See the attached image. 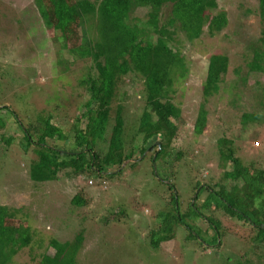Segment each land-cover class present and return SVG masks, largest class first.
<instances>
[{
    "label": "rangeland",
    "instance_id": "rangeland-1",
    "mask_svg": "<svg viewBox=\"0 0 264 264\" xmlns=\"http://www.w3.org/2000/svg\"><path fill=\"white\" fill-rule=\"evenodd\" d=\"M212 2L209 11L213 15L225 11L227 19H223L219 25L215 20L213 25L218 27L212 26L211 30L209 24L202 25L199 35L192 39L178 31L172 50L174 62L184 66V74L175 70L174 91L169 93V99L182 110L181 120L173 121L178 125L174 146L176 149L184 147L190 161L195 160L197 155L200 156V162L204 163L190 164L186 171L176 176L180 212H184L186 201L191 199L189 196H194L195 193L191 195L192 183L195 178H201L199 171L203 167V174H211L214 180L221 173L215 143L222 131L229 136H237L235 142L243 160L255 161L258 166L264 167V120L243 119L246 114L259 112V107L247 101L231 104L232 97L225 90H220L207 101L202 95V83L213 55L223 56L228 61L227 72H220L224 74L221 87H228L233 79H239L237 82L242 83L240 77L243 76L246 77V85L252 86L255 79L264 81V73L249 70L247 64L252 53L250 48L246 49L252 45L264 51V20L258 15L259 0ZM133 16L140 22L147 21L148 10L137 8ZM40 19L33 0H0V100L3 94L10 96L5 104H10L21 117L25 111L29 115L32 113V104L38 110L44 108L50 111L53 104L46 101L48 97L60 105L62 111L69 106H76L78 102L74 98L80 90L79 80L85 72L84 65L90 64L89 59H71L72 56L63 49L62 42L52 45L49 31L39 25ZM75 27L70 26L69 31L77 34ZM155 38L153 35V40ZM242 38L244 41L241 44ZM67 41L69 47L79 44V38L72 37ZM59 48L63 49L60 54L64 59L57 66ZM73 61L76 65L65 72L64 68L73 64ZM138 63L142 69L144 61ZM132 71L121 81L119 93L114 99V103L121 102L124 105L130 120H134V114L141 111L145 92L142 72L138 69ZM200 104L207 112L206 121H202L203 127L194 125ZM57 114L54 113L52 123L70 135L68 126L71 118ZM80 126H84V120ZM197 127L201 129L199 134L194 132ZM15 130L14 125L8 126L9 134L21 137ZM157 141L160 145V141ZM255 141L259 144L253 143ZM135 145L137 151L134 157L137 158L140 156L138 146L141 147V138ZM148 152L149 149L145 150L133 162V166H125L122 172L124 181H115L116 176L103 183L104 179L97 180L99 178L92 175L94 180L90 178L92 182L86 184L84 179L67 180L61 175L54 181L31 182L24 174L28 170V161L22 154L17 151L8 154L2 149L0 222L13 225L14 228L23 225L20 232L26 230L18 238L24 237L23 234L32 236L29 244L20 247L22 250L17 251L10 264H35L42 254L53 255L50 240H72L77 233L82 238L76 264H246L250 250L248 238L232 234L225 235L221 241L217 239V243H211L214 233L204 226V221L198 227H193L191 232L179 223L175 226V239L161 242L157 249L150 245V231L159 230L165 224L169 212V208L163 204L166 186L160 182L157 172L161 176L167 172L166 164L170 156L164 161H157L154 169L148 157H145ZM228 168L231 169V165ZM80 186L85 188L86 204L71 208L70 198ZM155 188L159 190L158 193L154 191ZM204 197L205 194H201L199 201H203ZM114 213L117 216L110 218L107 224L101 222L103 217ZM260 254L263 255L264 251ZM255 264H264V257L255 260Z\"/></svg>",
    "mask_w": 264,
    "mask_h": 264
},
{
    "label": "trees",
    "instance_id": "trees-1",
    "mask_svg": "<svg viewBox=\"0 0 264 264\" xmlns=\"http://www.w3.org/2000/svg\"><path fill=\"white\" fill-rule=\"evenodd\" d=\"M33 1L41 18L39 25L49 31L52 45L62 42L63 49L72 56L71 59H89L90 64L84 65L85 72L79 80L80 90L74 98L78 103L63 111L48 97L46 101L53 104L50 111L44 108L38 110L31 102L32 113L29 115L25 111L21 117L10 104H5L10 96L3 94L0 100V152L4 149L8 154L16 151L22 154L28 161L25 176L31 182L39 183L57 180L59 175L67 180L84 179L86 184L90 178H94L92 175H96L97 180L104 179L103 183L116 176L115 181L121 182L124 181L122 172L125 166H133L134 161L130 160H137L145 150L149 149L145 157H148L154 169L157 161H164L170 156L166 164L167 172L163 176L157 172L160 182L166 186L165 198H162L169 212L165 224L159 230L150 231V245L157 249L161 242L175 239V226L179 223L191 232L193 227H198L204 221V226L214 233L211 243L232 234L248 238L250 250L246 264H255V260L264 257V254H260L264 251V167L258 166L255 161L243 160L235 142L237 136H229L222 131L217 138L215 150L222 171L215 180L211 174H203L204 167L199 171L201 178H195L191 188V195L195 194L189 196L193 200L186 201L184 212H180L175 184L176 176L186 171L190 164H204L200 162V156L196 155L195 160L190 161L184 147L176 149L174 146L178 125L173 121L181 120L182 110L169 99V93L174 91L175 70L184 74V66L176 64L172 54L175 36L181 31L192 39L199 35L202 25L209 24L210 30L212 26L216 28L218 26L213 25L215 20L219 25L223 19H227L225 11L213 15L209 11L212 0ZM137 8L148 10L147 21L135 19L133 13ZM257 9L259 17L264 20V0H259ZM70 26H76L77 34L69 31ZM153 35L156 37L154 40ZM72 37L79 38V44L69 47L67 40ZM242 41L243 38L241 44ZM249 48L252 53L247 64L249 70L264 73V51L257 46L248 45L246 49ZM63 49L57 50V66L63 63L64 58L60 54ZM74 61L64 68L65 72L76 65ZM143 61L141 69L137 64ZM132 69L142 72L145 88L143 107L134 114V120L127 117L130 114L125 113L121 102L114 103L121 81ZM227 69L228 61L223 56L210 57L202 83L204 101L225 90L232 97L231 104L247 101L259 107V112L244 115V120H264V81L255 79L252 86L246 85V77L243 76L240 77L242 83L237 82L239 79H233L228 87H221L222 76ZM221 71L224 74H220ZM199 107L194 125L203 127L207 112L203 105ZM53 112L71 118L68 126L70 135L52 123ZM82 120L83 127L80 126ZM9 125H14L21 137L9 134ZM224 126L226 128V123ZM194 130L196 134L201 132L199 127ZM139 138L140 156L135 158V142ZM157 140L160 141L159 148L155 144ZM253 143L259 144L257 141ZM125 161L126 165L121 167ZM230 165L231 169L228 168ZM154 191L159 192L157 188ZM201 194H205L203 201H199ZM86 201L85 188L80 186L70 198L69 205L71 208L80 207ZM115 216L116 213L105 216L101 222L107 224ZM22 226L14 228L0 222V264H10L20 247L29 244V238H32L29 234L18 238L26 230L20 232ZM81 238L82 235L77 233L72 240H50L53 255L42 254L35 264H76ZM220 244H217V248Z\"/></svg>",
    "mask_w": 264,
    "mask_h": 264
},
{
    "label": "water",
    "instance_id": "water-1",
    "mask_svg": "<svg viewBox=\"0 0 264 264\" xmlns=\"http://www.w3.org/2000/svg\"><path fill=\"white\" fill-rule=\"evenodd\" d=\"M155 144L158 146V148H159V142L158 141H156L155 142ZM130 161H136L135 159H131ZM126 163H127V161H125L123 164H122V166L121 167H123V166H125L126 165Z\"/></svg>",
    "mask_w": 264,
    "mask_h": 264
},
{
    "label": "built area",
    "instance_id": "built-area-1",
    "mask_svg": "<svg viewBox=\"0 0 264 264\" xmlns=\"http://www.w3.org/2000/svg\"><path fill=\"white\" fill-rule=\"evenodd\" d=\"M257 144V143H256Z\"/></svg>",
    "mask_w": 264,
    "mask_h": 264
}]
</instances>
